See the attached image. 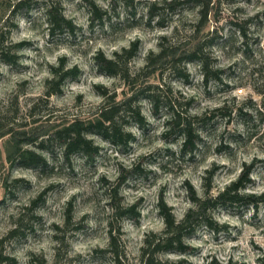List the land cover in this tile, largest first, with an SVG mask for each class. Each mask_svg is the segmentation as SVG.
Returning <instances> with one entry per match:
<instances>
[{
  "label": "clouds",
  "instance_id": "clouds-1",
  "mask_svg": "<svg viewBox=\"0 0 264 264\" xmlns=\"http://www.w3.org/2000/svg\"><path fill=\"white\" fill-rule=\"evenodd\" d=\"M0 264H264V0H0Z\"/></svg>",
  "mask_w": 264,
  "mask_h": 264
},
{
  "label": "rangeland",
  "instance_id": "rangeland-1",
  "mask_svg": "<svg viewBox=\"0 0 264 264\" xmlns=\"http://www.w3.org/2000/svg\"><path fill=\"white\" fill-rule=\"evenodd\" d=\"M9 158L11 159V156Z\"/></svg>",
  "mask_w": 264,
  "mask_h": 264
}]
</instances>
